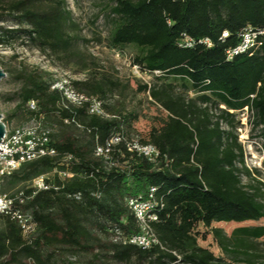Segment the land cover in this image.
Instances as JSON below:
<instances>
[{"label":"trees","instance_id":"16d2710c","mask_svg":"<svg viewBox=\"0 0 264 264\" xmlns=\"http://www.w3.org/2000/svg\"><path fill=\"white\" fill-rule=\"evenodd\" d=\"M111 2L110 46L133 47L132 64L155 76V82L138 86V91L148 93L166 115L159 127L151 128L140 140L158 149L160 162L155 166L128 153L123 144L119 149L124 156L116 155L120 167L105 169L93 156L95 143H103L112 133L130 137L126 129L136 120L133 113L109 112L105 100L118 86L116 81L106 76L72 81L76 90L103 101L112 117L102 119L83 108H62L60 94L50 90L48 73L20 72L16 76L22 82L17 110L31 116L25 104L35 100L45 119L55 115L63 126L77 128L64 125L65 118L81 124L86 140L52 135L51 145L58 153L72 155L67 170L74 175L59 191H40L26 201L24 208L38 224L32 240H25L17 225L0 215V264H74L62 255L69 253L76 260L78 252L92 254V261L109 258L123 264H169L176 259L168 252L172 250L187 264H221L208 249L197 246L195 228L264 219L259 187L241 181L248 171L233 132L237 123L229 113L247 107L255 125L262 126L264 140V35L248 51L230 59L226 54L240 42L244 29H264V0ZM3 17L11 18L16 27L0 26V45L18 39L60 59L78 58V43L84 40L75 31L77 25L64 0H0ZM184 38L191 46H184ZM222 121L227 129L222 128ZM55 168H64L58 158L44 157L23 163L8 178L29 184ZM55 181L61 183L59 176ZM149 187H156L163 203L153 227L167 251L112 243L109 229L126 234L136 231L124 198L143 195ZM21 190L26 196L31 194L27 187ZM76 191L82 193L81 202L64 195ZM91 192L100 196L93 197ZM211 231L225 251L242 256L243 264H264L249 252L251 241L264 242V226H239L228 236L218 229Z\"/></svg>","mask_w":264,"mask_h":264},{"label":"rangeland","instance_id":"374dc122","mask_svg":"<svg viewBox=\"0 0 264 264\" xmlns=\"http://www.w3.org/2000/svg\"><path fill=\"white\" fill-rule=\"evenodd\" d=\"M70 10L72 20L77 25L75 30L79 35L78 58L70 60L59 58L48 52H43L35 46L16 39L8 44L0 45V68L5 76L0 80V120L6 128H11L29 120L30 115L25 110H17L20 102L18 92L22 82L16 76L24 71L33 70L48 73L52 79L57 73L67 72L73 80H86L91 77L100 79L103 76L116 81L118 86L113 89L105 100L112 113H133L136 120L131 122L126 129L127 134L146 138L150 129L159 127L165 119V111L156 104L148 93L138 91L142 84L151 85L155 82V76L143 74L135 65L132 58L135 54L133 47L123 49L113 48L109 44V35L112 23L108 18L109 8L113 5L111 0H64ZM0 26L16 27L15 22L9 17L0 19ZM191 96V95H189ZM221 109L222 106H220ZM214 113L218 111L213 110ZM234 122L237 123L233 132L243 150L244 165L248 174H242L243 185H255L259 187L264 201V140L260 136L261 125L256 126L252 112H231ZM12 116L9 119V116ZM49 124L56 125L54 138L61 135H73L76 138L86 140L82 130L74 127H66L58 122L55 115L46 116ZM222 128L228 127L222 121ZM82 140V139H81ZM82 140V141H83ZM28 182H17L10 178L0 177V193L11 194L19 189L27 187ZM239 226H264V219L247 221L242 223L214 222L210 228L198 226L196 244L198 247L208 249L221 264H243L242 256H236L225 251L219 244L212 229L221 230L224 235ZM102 241L107 242L104 235L99 234ZM250 253L257 262H264L263 239L251 241ZM74 264H123L112 261L109 258H99L92 261V254L78 252L75 255ZM69 259V253L62 255ZM61 264V263H59ZM130 264H134L132 261ZM178 264H187L179 262Z\"/></svg>","mask_w":264,"mask_h":264},{"label":"built area","instance_id":"2783aa9c","mask_svg":"<svg viewBox=\"0 0 264 264\" xmlns=\"http://www.w3.org/2000/svg\"><path fill=\"white\" fill-rule=\"evenodd\" d=\"M222 35L226 36L227 33L224 32ZM262 35H264V29L250 27L244 29L240 33V42L234 48L226 51L227 57L230 59L234 55L244 53L256 46ZM183 43L184 46L192 44L188 38H184ZM204 43L209 44V41L205 40ZM136 68L138 67L136 66ZM72 81V77L67 72L57 73L50 81V90L57 91L61 96L60 106L62 108H83L88 115L102 119L112 117L105 110L103 101L96 96L76 90ZM222 108L224 107L222 106ZM25 109L32 113L29 120L9 129L5 127L4 135L0 139V177L7 178L23 163L44 157H57L59 166L64 167L63 170L55 168L32 178L27 186L31 192L29 196H26L24 190L21 189L11 194L0 193V215L14 222L19 228L21 236L30 241L38 233V224L34 220L32 212L24 208L26 201L40 191H59L62 189L64 181L74 174L67 170L68 164L73 160L72 155H60L51 145L56 125L47 123L44 115L38 112L35 100H28ZM244 109L248 110L247 107ZM62 123L64 125L74 124L80 130L84 128L73 118L62 119ZM121 144L124 145L128 153L143 157L155 166L160 162V153L153 144L142 142L137 135L125 137L118 132L112 133L103 143L96 142L93 156L101 162L105 169L120 167L116 155L124 156L119 149ZM56 175L61 179V183L55 181ZM156 191V187H149L143 195L138 194L124 198V205L135 220L136 231L126 234L118 228L109 229V240L112 243L121 246L131 245L142 250H149L153 247L166 250L160 244L153 227V224L158 221V211L163 207V203L156 196ZM64 195L72 201H82V193L79 191L66 192ZM91 196L99 197L100 193L91 192ZM168 252L176 258L169 264H178L182 261V256L177 251ZM69 260L74 261L75 259L72 257Z\"/></svg>","mask_w":264,"mask_h":264},{"label":"water","instance_id":"95a60500","mask_svg":"<svg viewBox=\"0 0 264 264\" xmlns=\"http://www.w3.org/2000/svg\"><path fill=\"white\" fill-rule=\"evenodd\" d=\"M5 76L4 71L0 68V80ZM5 132V125L4 123L1 122L0 120V139L2 138V136L4 135ZM1 152V150H0Z\"/></svg>","mask_w":264,"mask_h":264}]
</instances>
